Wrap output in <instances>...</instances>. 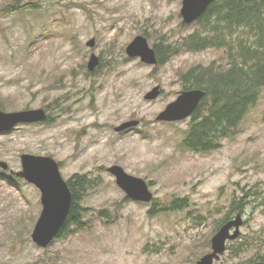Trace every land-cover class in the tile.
Wrapping results in <instances>:
<instances>
[{
	"label": "rangeland",
	"instance_id": "rangeland-1",
	"mask_svg": "<svg viewBox=\"0 0 264 264\" xmlns=\"http://www.w3.org/2000/svg\"><path fill=\"white\" fill-rule=\"evenodd\" d=\"M13 2L15 12L0 16V106L44 108L53 120L0 133V161L9 164L0 166V264H196L211 251L232 199L246 192L253 201L242 210L240 236L258 235L261 244L234 260L228 250L214 264L264 254V88L233 136L195 152L184 146L191 118H156L193 89L184 88L185 72L228 65L224 49L185 52L180 42L172 46L180 52L157 65L126 52L138 35L155 49L200 31L196 22L184 23L183 0H0V10ZM92 38L95 46H87ZM92 53L101 59L93 72ZM156 86L160 95L145 99ZM130 120L140 124L115 131ZM24 153L54 158L66 181L75 174L91 179L81 205L85 226L46 248L31 236L41 192L16 175ZM112 165L147 181L159 201L154 214L153 202L126 200L107 170ZM174 199L187 208L160 211Z\"/></svg>",
	"mask_w": 264,
	"mask_h": 264
},
{
	"label": "trees",
	"instance_id": "trees-1",
	"mask_svg": "<svg viewBox=\"0 0 264 264\" xmlns=\"http://www.w3.org/2000/svg\"><path fill=\"white\" fill-rule=\"evenodd\" d=\"M12 5L17 4L13 2L9 8L0 10V16H9V13L15 12ZM21 8L23 6L19 10ZM196 23L201 27L200 31L168 47L155 44V50L160 63L180 52V49L172 47L180 42L185 52L201 51L209 47L224 49L226 52L228 65L196 66L182 75L185 89L200 88L206 91V96L191 118L184 146L195 152H208L218 148L220 140L237 132L245 114L256 104L264 88V0H215ZM52 120L49 115L44 123H51ZM90 183L91 179L85 174H75L68 180L73 203L57 238L74 232L72 227L81 229L85 226L81 218L85 210L81 205ZM129 199L127 197L126 200ZM252 201V196L247 192L240 199L233 198L230 209L216 224L213 233ZM152 204L150 212L154 214L159 201L154 198ZM185 208L186 200L174 199L169 205L162 206L160 211H180ZM243 236L228 244L227 251L232 253L233 260L261 244L262 238L258 235L242 239ZM256 261H264V254H256L255 257L236 261L235 264H254Z\"/></svg>",
	"mask_w": 264,
	"mask_h": 264
},
{
	"label": "water",
	"instance_id": "water-1",
	"mask_svg": "<svg viewBox=\"0 0 264 264\" xmlns=\"http://www.w3.org/2000/svg\"><path fill=\"white\" fill-rule=\"evenodd\" d=\"M214 1L183 0L181 15L184 23L196 22ZM95 44V38L87 42V46L90 47H94ZM126 52L129 57H139L143 63L149 65H157L159 62L156 50L150 46L148 39L143 35L136 36L126 47ZM100 63V57L92 53L87 65L89 71H95ZM160 93V86H156L145 95V99L154 100ZM205 96L206 91L200 88L184 90L156 119L176 122L191 118ZM48 117L49 114L44 108L8 112L0 106V133L10 132L24 124L42 123L47 121ZM139 124V120L126 121L115 127V131L132 130ZM21 164L22 169L16 175L35 185L41 192L43 209L31 236L36 245L46 248L57 238L64 226L72 207L73 194L68 181L61 174L59 163L54 158L24 153L21 155ZM0 166L3 169L9 168V164L4 161H0ZM107 170L114 176L117 185L128 198L141 203L153 202L154 194L146 180L127 173L120 165H112ZM243 224L242 211L224 222L211 238V251L202 256L196 264H214L219 261L227 252L229 242L240 237ZM254 264H264V261H256Z\"/></svg>",
	"mask_w": 264,
	"mask_h": 264
}]
</instances>
